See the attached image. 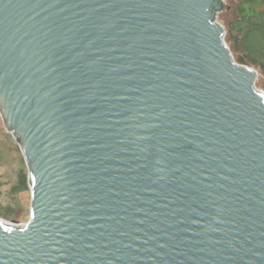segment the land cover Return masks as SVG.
Instances as JSON below:
<instances>
[{"label": "water", "instance_id": "95a60500", "mask_svg": "<svg viewBox=\"0 0 264 264\" xmlns=\"http://www.w3.org/2000/svg\"><path fill=\"white\" fill-rule=\"evenodd\" d=\"M224 0H0V112L32 195L0 264H264V90Z\"/></svg>", "mask_w": 264, "mask_h": 264}, {"label": "trees", "instance_id": "16d2710c", "mask_svg": "<svg viewBox=\"0 0 264 264\" xmlns=\"http://www.w3.org/2000/svg\"><path fill=\"white\" fill-rule=\"evenodd\" d=\"M225 11V41L237 54L235 60L255 68L264 77V0H233L225 6ZM28 185L30 180L23 172L15 190H28ZM16 207L20 206L17 204ZM19 214L12 213V219L17 220Z\"/></svg>", "mask_w": 264, "mask_h": 264}, {"label": "rangeland", "instance_id": "374dc122", "mask_svg": "<svg viewBox=\"0 0 264 264\" xmlns=\"http://www.w3.org/2000/svg\"><path fill=\"white\" fill-rule=\"evenodd\" d=\"M233 0H224L225 6ZM225 9L218 14V21L226 26L224 20ZM234 58L237 57L232 52ZM236 56V57H235ZM258 89L264 90V77L258 73L257 83ZM26 173L29 179L28 166L25 156L17 138L7 130L3 116L0 112V212L7 214L4 217L0 214V218L14 224H25L30 218L32 195L31 189L24 191H16L19 185L20 174ZM20 207H16V205ZM12 213H20L17 220L12 219Z\"/></svg>", "mask_w": 264, "mask_h": 264}, {"label": "built area", "instance_id": "2783aa9c", "mask_svg": "<svg viewBox=\"0 0 264 264\" xmlns=\"http://www.w3.org/2000/svg\"><path fill=\"white\" fill-rule=\"evenodd\" d=\"M219 14V13H218ZM218 14H217V17H218ZM216 22L217 23H220L219 21H218V19L216 18ZM255 69V68H254ZM258 74V73H257ZM256 83H257V81H256ZM256 83H255V86H256V88L258 89V87H257V85H256ZM259 90H261V89H259ZM22 225V224H21Z\"/></svg>", "mask_w": 264, "mask_h": 264}]
</instances>
